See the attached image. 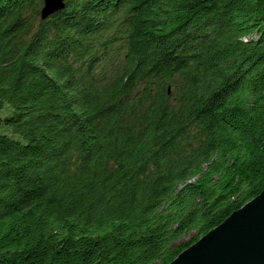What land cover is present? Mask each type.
<instances>
[{"label":"trees","instance_id":"obj_1","mask_svg":"<svg viewBox=\"0 0 264 264\" xmlns=\"http://www.w3.org/2000/svg\"><path fill=\"white\" fill-rule=\"evenodd\" d=\"M41 5L0 0V264H167L264 189V0Z\"/></svg>","mask_w":264,"mask_h":264},{"label":"water","instance_id":"obj_2","mask_svg":"<svg viewBox=\"0 0 264 264\" xmlns=\"http://www.w3.org/2000/svg\"><path fill=\"white\" fill-rule=\"evenodd\" d=\"M42 3L41 19L65 6V0ZM167 264H264V189Z\"/></svg>","mask_w":264,"mask_h":264},{"label":"bare ground","instance_id":"obj_3","mask_svg":"<svg viewBox=\"0 0 264 264\" xmlns=\"http://www.w3.org/2000/svg\"><path fill=\"white\" fill-rule=\"evenodd\" d=\"M43 4V3H42ZM41 7H42V5H41ZM40 12V11H39ZM41 19V18H40Z\"/></svg>","mask_w":264,"mask_h":264},{"label":"rangeland","instance_id":"obj_4","mask_svg":"<svg viewBox=\"0 0 264 264\" xmlns=\"http://www.w3.org/2000/svg\"><path fill=\"white\" fill-rule=\"evenodd\" d=\"M253 36H255V35H253Z\"/></svg>","mask_w":264,"mask_h":264}]
</instances>
